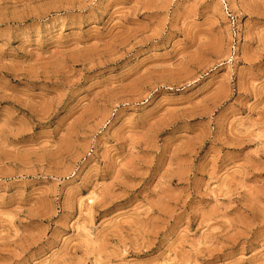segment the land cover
Masks as SVG:
<instances>
[{"label": "rangeland", "instance_id": "374dc122", "mask_svg": "<svg viewBox=\"0 0 264 264\" xmlns=\"http://www.w3.org/2000/svg\"><path fill=\"white\" fill-rule=\"evenodd\" d=\"M0 264H264V0H0Z\"/></svg>", "mask_w": 264, "mask_h": 264}]
</instances>
